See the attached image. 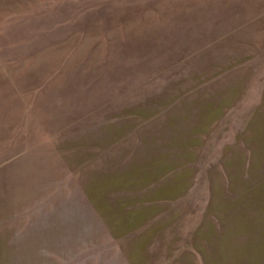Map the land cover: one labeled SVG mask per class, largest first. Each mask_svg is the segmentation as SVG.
<instances>
[{"label":"rangeland","instance_id":"rangeland-1","mask_svg":"<svg viewBox=\"0 0 264 264\" xmlns=\"http://www.w3.org/2000/svg\"><path fill=\"white\" fill-rule=\"evenodd\" d=\"M0 264H264V0H0Z\"/></svg>","mask_w":264,"mask_h":264}]
</instances>
